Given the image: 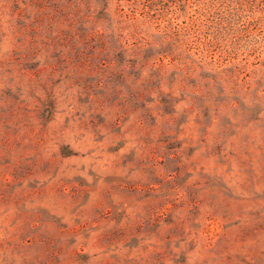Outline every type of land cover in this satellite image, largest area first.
I'll return each mask as SVG.
<instances>
[{"label":"rangeland","instance_id":"rangeland-1","mask_svg":"<svg viewBox=\"0 0 264 264\" xmlns=\"http://www.w3.org/2000/svg\"><path fill=\"white\" fill-rule=\"evenodd\" d=\"M0 264H264V0H0Z\"/></svg>","mask_w":264,"mask_h":264}]
</instances>
